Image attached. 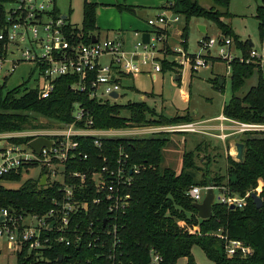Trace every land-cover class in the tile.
I'll use <instances>...</instances> for the list:
<instances>
[{"label":"trees","instance_id":"obj_1","mask_svg":"<svg viewBox=\"0 0 264 264\" xmlns=\"http://www.w3.org/2000/svg\"><path fill=\"white\" fill-rule=\"evenodd\" d=\"M212 6L202 7L198 0H173L168 9L185 19L180 38L181 45L186 47L188 22L192 18L204 19L214 23L221 32V37H229L240 54L247 56L250 42L238 41L231 28L223 21L230 17L228 7L230 0H209ZM129 10L128 7H119ZM96 4L83 0L81 27H67L70 40L81 39L88 44L91 36L97 31L95 25ZM4 12L0 6V27ZM69 20V16H66ZM259 40L264 39V0L256 9ZM216 60V59H215ZM166 64H162L163 70ZM230 86L232 95L224 104L222 115L237 124L264 125V73L252 65L239 63L234 59L229 64ZM256 75V84L241 97L237 93L246 80ZM219 85L218 79L211 80L212 87L223 91L224 80ZM77 82L74 77H61L54 82V91L46 99H40L36 87L21 85L15 89H5L0 85V134L20 133L40 130L46 126L38 123L46 119L53 124H69L73 121L72 112L79 105L88 114L95 130H124L134 127H164L181 123H192L187 116L165 118L156 115L144 101L126 105L99 102L91 99L88 93H78L70 89ZM123 87V85L121 84ZM124 88V87H123ZM134 90V87L131 86ZM127 111L128 117L121 116ZM187 119V120H185ZM83 126V125H79ZM155 134V135H160ZM30 138L12 139L15 143L27 144ZM78 151L87 155L86 160L76 158L68 167L86 172L94 167L100 168L104 157H116L118 148L129 156L128 164L137 173H132V184L129 189L130 205L125 214L118 220L119 246L115 250L116 262L120 264H147L149 248L155 249L164 259L165 264H177L185 259L186 264H196L192 248L199 247L205 257L214 264H264V132H244L240 142L244 146L242 161L227 159V180L197 183L191 171L194 165L195 152H184L182 167L179 173L170 168H161L163 149L167 139L156 136L147 138H111L100 140V146L94 145L93 138H78ZM20 175L0 178V210L8 209L14 213H32L43 215L52 207V200L59 195L57 185L39 186L36 180H27L18 189H7L1 181H18ZM87 192L93 191L87 182ZM224 186L231 196L242 200V207L230 209L229 206L215 202L212 206V217L200 220L193 208V202L186 196L192 186ZM254 193L262 201L257 209L250 195ZM100 215V214H99ZM103 214H101L102 216ZM88 225L92 217H84ZM99 225L98 228H102ZM99 229V230H100ZM238 241L250 249L249 255L240 251L227 257L225 241ZM105 253L109 252L105 241ZM93 251L81 247L78 250L57 247L54 252L46 254L53 259L61 254H70L77 263L91 258ZM16 264H30L34 255H28L26 249L16 255ZM118 263V264H119Z\"/></svg>","mask_w":264,"mask_h":264},{"label":"built area","instance_id":"obj_2","mask_svg":"<svg viewBox=\"0 0 264 264\" xmlns=\"http://www.w3.org/2000/svg\"><path fill=\"white\" fill-rule=\"evenodd\" d=\"M0 6L4 12L0 27V69L9 64L10 69L6 72L11 74L20 62L29 63L32 66L31 73L38 75L34 86L40 99H46L53 93L54 82L58 78L74 77L77 82L70 86L72 91L87 92L89 98L103 103L117 100L123 89L120 82L122 77L142 73L151 77L162 71L157 61L156 43L165 41L167 30L172 24L179 22L178 15L172 12L167 15L165 10L160 11L147 20L151 30L147 32L149 45L142 43V33H134L138 41L130 52H126L118 35L102 41L93 35L88 44L81 39L72 42L66 29L75 26L66 16H60L56 0H0ZM215 44H218V54L226 62L227 68L236 59L239 63L252 65L264 73V45L259 49L251 47L245 57L241 54L232 55L229 51L231 40L224 37L218 42L208 39L199 43L203 50H210ZM174 51L181 67L189 65L192 70L197 71L207 64V60L200 57L190 62L182 47H177ZM104 58L107 61L103 63L101 60ZM114 93L117 98L112 97ZM72 119L69 124H56L54 128L29 131L31 133L26 136H22L23 132L0 134V178L21 175L23 171L40 167L41 173L37 181L45 176L44 187L56 184L59 195L52 200V207L41 216L32 213L16 214L12 210L1 209L0 240H4L7 248L14 250L16 255L23 249H26L28 255H34V261L30 264H118L115 254L119 246L117 223L129 208L132 173H137V170L129 166V156L121 147L118 148L116 157L101 159L103 165L100 168L94 167L86 172L70 169L68 166L77 157L87 159V155H81L77 150V139L93 138L94 145L99 147L100 140L116 136L134 138L166 132L197 133L200 132L199 124L95 130L91 128L92 120L79 105L74 106ZM217 120L220 122L217 137L224 141L230 134L223 123L230 121L222 116ZM237 125L239 132H264L262 124ZM201 132L208 134L206 131ZM25 137L30 138L29 142L43 137L52 141V146L50 149L42 148L37 154L28 143L12 141ZM88 181L93 195L86 191ZM208 188L213 189L214 203L242 207V200L229 195L224 186H192L186 196L193 203H201ZM215 191L219 194L217 198ZM85 216L88 219L89 216L92 217L88 225L83 223ZM99 225L103 227L100 229ZM105 241L109 245L108 253L104 251ZM57 247L71 250L83 247L93 253L91 258H85L79 263L70 254H61L53 259L45 256L54 252ZM238 251L242 255L250 254V249L243 247L240 242L226 239L227 257H232ZM147 264L165 263L155 249L149 248Z\"/></svg>","mask_w":264,"mask_h":264},{"label":"rangeland","instance_id":"obj_3","mask_svg":"<svg viewBox=\"0 0 264 264\" xmlns=\"http://www.w3.org/2000/svg\"><path fill=\"white\" fill-rule=\"evenodd\" d=\"M172 2L173 0H94V3L98 4V9H101V12L97 11L98 30L95 34L100 41L106 37L113 38L115 34H121L123 40L125 39L126 46L128 42V47L133 49L134 44L138 41V37H135L134 33L150 32L147 20L158 15L161 10H165L161 9L162 7L168 9ZM198 2L206 9L212 6L209 0H198ZM115 4H126L129 10H120ZM261 4L262 0H230L228 7L230 17L222 18V21L231 28L238 41H248L253 44L254 48L258 49L264 45V39L259 40L258 21L255 18L256 9ZM82 6L83 0H56V7L60 16H69V22L77 28H80L82 23ZM165 12L170 15L169 10H165ZM185 23V19L179 16V22L170 26L172 28L167 32L166 40L156 43L157 61L162 70L157 74V80L154 81L145 74L137 76L133 81H122L124 88L119 92L120 97L117 100H108L109 103L126 105L144 101L154 110L156 115L162 114L165 118L188 115L186 118L200 126L209 128L219 126L220 122L216 118L222 115L223 106L232 95L229 79L230 67L227 68L226 62L220 59L218 44H215L210 50H203L199 43L208 39L218 42L221 39V32L210 21L192 18L188 22L186 47H183L180 33ZM198 26H204L205 32H200ZM226 38L230 40L229 37ZM177 47H182L190 62L200 57L207 60V64L197 71L192 70L189 65L181 67L177 63L174 51ZM229 51L232 55H240L234 42L231 43ZM162 64H166L168 69L163 71ZM9 69V64L0 69V85L4 83L5 89L12 90L21 85L34 87L36 84L38 75L35 72L31 73L32 66L29 63L20 62L11 74L6 72ZM146 69L149 70V68ZM256 78V75H253L246 80L237 96L241 97L251 87L255 86ZM216 79L218 82L221 79L224 80L222 92L214 89L210 83L211 80ZM131 86L134 87V90L131 89ZM154 94L157 96L154 97ZM142 96L144 97L143 100L141 99ZM128 115L127 111L121 112V116L124 118ZM180 122L172 126L189 124L184 121ZM38 123L46 126L40 130L54 128L56 125L42 118L38 120ZM223 124L228 129L227 133L230 134L224 143L209 135L197 133L166 132L160 135H141L134 138L156 136L167 139V144L162 152L161 168H170L179 173L182 167L183 153L195 152L194 165L196 170L191 171L195 182L223 180L224 183L227 180L226 168L228 164L226 157L230 156L236 160L232 151L235 150L236 152L235 144L241 143L243 132H239V126L235 122H224ZM211 130L209 133L219 134V132H213L214 129ZM30 133L25 131L22 136ZM115 138L125 137L116 136ZM40 173V167H34L27 172L23 171L18 181H1V184L7 189H18L27 180L36 181ZM215 195L217 198L218 191H215ZM192 255L196 264H214L205 257L202 250L197 246L192 248ZM184 261L185 259H181L178 264H184ZM16 262L14 250H9L4 240H0V264H16Z\"/></svg>","mask_w":264,"mask_h":264},{"label":"water","instance_id":"obj_4","mask_svg":"<svg viewBox=\"0 0 264 264\" xmlns=\"http://www.w3.org/2000/svg\"><path fill=\"white\" fill-rule=\"evenodd\" d=\"M198 29L200 32H205L204 26H198ZM142 43L145 45H149V33H143L141 36ZM95 41V40H93ZM250 47H253V44L250 43ZM222 84V81L219 80V85ZM113 98H117V94H112ZM28 146L37 154H39L40 150L42 148L50 149L52 146V141L47 140L43 137H37L30 142H28ZM236 149V155L235 159L236 161H242L243 159V152H244V146L241 143L235 144ZM46 177L42 176L39 181V186H45ZM251 199L253 200V203L257 209L262 207V201L261 199L256 196L254 193H251L250 195ZM214 205V192L213 189L208 188L205 192L204 198L201 203H193V208L197 212V217L200 220H207L212 217V206ZM235 207L232 205L230 206V209H234ZM61 259V257L59 258Z\"/></svg>","mask_w":264,"mask_h":264},{"label":"crops","instance_id":"obj_5","mask_svg":"<svg viewBox=\"0 0 264 264\" xmlns=\"http://www.w3.org/2000/svg\"><path fill=\"white\" fill-rule=\"evenodd\" d=\"M87 1V0H86ZM88 3H92V4H97V3H94V0H90V1H87ZM97 6H98V4H97ZM115 6L116 7H118V9H120L119 7H126L127 5L126 4H115ZM130 6V5H129ZM110 9H111V6H110ZM161 9H163V7L161 8ZM99 10V12H101V9H98V7H97V9H96V11H95V25H96V27H97V11ZM161 11H163V10H161ZM157 12V11H156ZM133 13L135 14V11H133ZM154 15H156V14H154ZM155 17V16H154ZM150 18V17H149ZM170 28H172V27H170ZM170 28L167 30V32H169L170 31ZM206 29V28H205ZM97 30H98V28H97ZM97 32V31H96ZM95 32V33H96ZM94 33V35L96 36V34ZM147 33V32H146ZM143 34V33H142ZM115 35H118L119 36V39H120V41H121V43H122V48H123V50L124 51H126V52H130L131 50H132V47H128V42H127V46H126V44H125V39L123 40V36L121 37V34H115ZM98 39H99V37H97ZM106 38H108V37H106ZM103 63L104 62H106L107 61V59L106 58H104V59H102L101 60ZM164 71V70H163ZM162 72V71H161ZM146 73H142V74H140V75H145ZM158 74V73H157ZM157 74H154V75H151V79L152 80H154V81H156L157 80ZM146 75H149V74H146ZM137 76H139V75H134V76H124V77H122V79L120 80V82H121V84H122V81H133L134 80V78H136ZM177 79V78H176ZM145 95V94H144ZM146 96V95H145ZM155 96H157L156 94H154V97ZM141 99L143 100L144 99V97L142 96L141 97ZM188 114V113H187ZM190 116V115H189ZM222 117H223V115H221ZM220 116V117H221ZM193 118V117H192ZM219 118V117H218ZM218 118H216V119H218ZM194 119V118H193ZM228 120V119H227ZM195 121V120H194ZM228 121H230V122H233V121H231V120H228ZM218 127V126H217ZM217 127L216 128H209V127H206V126H200L199 125V131L200 132H197V134H201V135H205V134H202V132L201 131H206L208 134H206V135H209L210 137H213V138H216V139H218V140H220L221 142H223L224 143V141H222L221 139H219L218 137H217V135H218V131H217ZM159 128V127H158ZM211 129H214L213 130V132H216L217 134H212V133H209L210 131H212ZM188 134V133H187ZM193 134H196V133H193ZM226 154V153H225ZM181 260V259H180ZM179 263V261L177 262V264ZM184 264H186V260L184 261Z\"/></svg>","mask_w":264,"mask_h":264},{"label":"bare ground","instance_id":"obj_6","mask_svg":"<svg viewBox=\"0 0 264 264\" xmlns=\"http://www.w3.org/2000/svg\"><path fill=\"white\" fill-rule=\"evenodd\" d=\"M235 153H236L235 150H233V151H232V154L236 155Z\"/></svg>","mask_w":264,"mask_h":264}]
</instances>
